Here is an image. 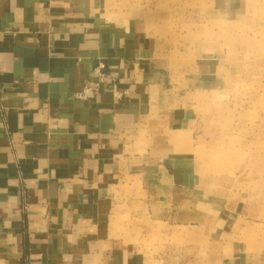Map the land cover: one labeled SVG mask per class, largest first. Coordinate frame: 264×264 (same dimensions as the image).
Listing matches in <instances>:
<instances>
[{
	"label": "crops",
	"instance_id": "1",
	"mask_svg": "<svg viewBox=\"0 0 264 264\" xmlns=\"http://www.w3.org/2000/svg\"><path fill=\"white\" fill-rule=\"evenodd\" d=\"M168 15L136 0H0V264H264L242 239L254 190L202 166L223 148L209 114L221 52L170 62Z\"/></svg>",
	"mask_w": 264,
	"mask_h": 264
},
{
	"label": "rangeland",
	"instance_id": "2",
	"mask_svg": "<svg viewBox=\"0 0 264 264\" xmlns=\"http://www.w3.org/2000/svg\"><path fill=\"white\" fill-rule=\"evenodd\" d=\"M229 1L216 2V9L221 10V21L210 19L215 18V0H136V6L168 10L167 21L158 23L166 29V36L158 40L159 49L168 53L170 62L184 60L195 65L200 56H212L214 49L221 52L224 85L218 103L225 106L215 110L212 106L209 114L213 115L211 127L215 129L212 131L216 130V140L220 141L217 143L223 148L218 147L219 152L215 148L207 152L211 153L207 157L215 164L202 166L207 173L235 175L240 186L246 188L248 183L254 190L249 204L256 211L244 215L253 223L249 225L253 229H245L242 239L245 241L246 236L249 243L252 241L249 247L254 250L250 249V254L257 256L264 253V212H260L264 208V118H261L264 115L261 98L264 94V85H261L264 83V0H234V7L243 11L239 21L228 20ZM222 12H227L223 19ZM230 32L237 34L230 37ZM231 39L237 40V46L233 47ZM209 51V55H204ZM207 78L212 80L213 77ZM244 108L251 113L245 115ZM248 176H253V181ZM223 183L229 186V181Z\"/></svg>",
	"mask_w": 264,
	"mask_h": 264
},
{
	"label": "built area",
	"instance_id": "3",
	"mask_svg": "<svg viewBox=\"0 0 264 264\" xmlns=\"http://www.w3.org/2000/svg\"><path fill=\"white\" fill-rule=\"evenodd\" d=\"M100 84V83H99ZM99 84H96L94 86H85L80 93V98H92L99 90Z\"/></svg>",
	"mask_w": 264,
	"mask_h": 264
}]
</instances>
